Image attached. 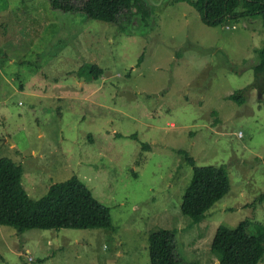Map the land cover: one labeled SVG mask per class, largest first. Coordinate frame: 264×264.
<instances>
[{
  "label": "rangeland",
  "instance_id": "1",
  "mask_svg": "<svg viewBox=\"0 0 264 264\" xmlns=\"http://www.w3.org/2000/svg\"><path fill=\"white\" fill-rule=\"evenodd\" d=\"M146 1L152 19L127 14L129 27L120 17L124 31L49 0H0V158L23 166L33 200L78 176L113 223L0 225V264H150L160 229L176 231L178 260L220 264V227H264V95L231 100L254 83L261 18L210 27L186 2ZM86 64L103 70L97 81L81 72ZM178 151L230 172L231 192L198 224L180 211L192 167Z\"/></svg>",
  "mask_w": 264,
  "mask_h": 264
},
{
  "label": "trees",
  "instance_id": "2",
  "mask_svg": "<svg viewBox=\"0 0 264 264\" xmlns=\"http://www.w3.org/2000/svg\"><path fill=\"white\" fill-rule=\"evenodd\" d=\"M49 0L52 10L84 13L88 18L113 23L127 31L131 16H139L144 24L152 19L146 0ZM186 2L198 13L201 22L210 27L224 24L228 19L260 17L264 26V0H173ZM149 6V7H148ZM135 13H134V12ZM130 14L131 16L127 15ZM128 27V30H129ZM255 80L251 87L239 91L231 100L245 105L247 94L257 89L264 95V45L257 52ZM144 55L139 58L138 66ZM88 81H97L103 70L86 64L81 68ZM132 138H137L133 135ZM143 148H148L147 144ZM192 167V175L182 195L180 211L192 224L201 223L207 213L232 190L227 165H196L186 152L178 151ZM24 168L9 157L0 158V225L14 227L24 233L29 230H88L113 229L110 207L100 203L87 184L74 175L53 183L46 196L33 200L23 184ZM264 198V195L262 196ZM248 220L235 228L222 226L217 231L212 249L220 264H259L264 259V227L251 231ZM176 231L160 229L149 237L150 264H193L176 257Z\"/></svg>",
  "mask_w": 264,
  "mask_h": 264
},
{
  "label": "crops",
  "instance_id": "3",
  "mask_svg": "<svg viewBox=\"0 0 264 264\" xmlns=\"http://www.w3.org/2000/svg\"><path fill=\"white\" fill-rule=\"evenodd\" d=\"M12 59H14V58H12ZM16 145V144H15Z\"/></svg>",
  "mask_w": 264,
  "mask_h": 264
}]
</instances>
